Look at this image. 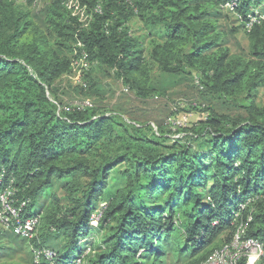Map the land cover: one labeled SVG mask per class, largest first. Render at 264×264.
I'll return each instance as SVG.
<instances>
[{"label":"trees","instance_id":"trees-1","mask_svg":"<svg viewBox=\"0 0 264 264\" xmlns=\"http://www.w3.org/2000/svg\"><path fill=\"white\" fill-rule=\"evenodd\" d=\"M69 1L50 0L32 13L17 0H0V167L15 179L16 202L30 199L28 211L41 217L31 241L0 228V264L19 239L32 253L54 251L52 261L41 253L34 264H144L171 250L180 263L202 264L221 247L207 250L214 238L228 231L230 242L241 224L248 237L264 241V102L255 100L264 86V12L257 13L264 0H75L87 8L85 22L72 15ZM226 4L248 35L246 57L226 46L218 23ZM134 17L158 36L150 58L162 71H196L204 94L243 96L241 112L210 109L191 135L172 139L95 106L62 108L56 81L84 55L88 68L107 67L141 96L152 91L130 27ZM54 179L66 181L70 202L42 217L41 199ZM178 212V223H187L184 245L172 237ZM93 230L101 237L85 254L81 240Z\"/></svg>","mask_w":264,"mask_h":264},{"label":"rangeland","instance_id":"rangeland-1","mask_svg":"<svg viewBox=\"0 0 264 264\" xmlns=\"http://www.w3.org/2000/svg\"><path fill=\"white\" fill-rule=\"evenodd\" d=\"M49 2L50 0H38L35 5H29L27 0H17L18 5L27 8L32 13H38ZM222 12L223 15L218 19V23L220 29L227 32L225 36L226 46L232 53L246 57L249 51V39L245 30L240 28L238 16L231 11L230 5H225ZM260 12H264V1L259 7V11H257L258 14H261ZM75 14L80 15L81 18L86 17L84 11L80 9H77ZM261 15L264 16V14ZM35 23L41 24L37 20H35ZM130 27L133 35L139 38L141 49L149 65V86L152 91L145 96H141L128 84L118 79L107 67L95 63L87 70L78 61L77 64L72 66L70 72L56 81L57 86L60 88L59 101L61 100L62 108L75 105L95 106L108 115H118L127 123L139 127L149 135L154 133L157 135L163 134L164 136H170L172 139L191 135L193 126L202 120H206L210 109H215L218 113L231 115L241 112L238 102L242 103L243 96L236 98L239 101H230L227 97L221 98L219 95L204 94V90L199 88L196 71L188 70L178 75L162 71L159 65L150 58L152 38H158V36H151L149 34L150 29L146 28L136 17L131 20ZM234 28H238L237 31L231 32V29ZM75 85L83 87L84 92L75 90ZM255 100L258 105L263 104L264 86L258 88ZM118 168H123V166ZM114 173L113 171L111 174ZM65 182V180L54 179L53 183L46 188V192L41 199L44 209V212L41 213L42 217L45 211L54 205L58 204L63 209L68 206L70 200L64 190ZM166 198L167 195H164L161 201ZM104 205L105 195L103 194L96 205V211L92 215V223L95 226L98 224V217ZM182 217V214L178 212L177 224L172 232V237L176 243L184 245L186 243L185 225L187 223H178ZM42 226L44 231L47 230V225L43 223ZM100 237V232L93 230L89 238H82L81 246L85 249V254L88 253L87 244ZM227 237L228 231L220 233L214 238L207 250L212 252L214 249L222 247L227 242ZM53 244L60 247L63 245V243L57 244L55 242ZM11 246L16 251L13 252L11 257L4 258L3 264H34L33 256L38 260L41 259V253L36 251L32 253L33 249L28 242L21 244L19 239L12 242ZM45 250L51 249L46 248ZM168 252L161 261H154L153 257L149 256L144 264H183L178 262V255L175 250ZM80 260L81 258L77 262H80ZM258 264H264V259Z\"/></svg>","mask_w":264,"mask_h":264},{"label":"built area","instance_id":"built-area-1","mask_svg":"<svg viewBox=\"0 0 264 264\" xmlns=\"http://www.w3.org/2000/svg\"><path fill=\"white\" fill-rule=\"evenodd\" d=\"M67 8L73 16H78L82 22L90 18V15L87 14V8L82 7L75 0L69 1ZM77 9L84 11L86 17L81 18L80 15L75 14ZM96 11H100V6L96 8ZM254 21L255 17L250 16L248 29L251 28ZM86 59L87 55H84L74 64L80 61L83 67L88 68L90 64ZM197 82L201 88L199 79ZM17 192L14 177L8 175L5 168L0 167V228L28 241L34 238L38 239L41 217L28 211L27 206L30 204V199H24L20 203L16 202ZM38 252L44 253L45 257L51 261L55 256L53 250L44 249L38 250ZM262 259H264V241L259 238L248 237L247 225L241 224L232 240L213 251L202 264H258Z\"/></svg>","mask_w":264,"mask_h":264}]
</instances>
